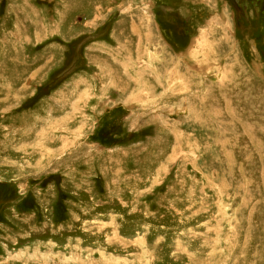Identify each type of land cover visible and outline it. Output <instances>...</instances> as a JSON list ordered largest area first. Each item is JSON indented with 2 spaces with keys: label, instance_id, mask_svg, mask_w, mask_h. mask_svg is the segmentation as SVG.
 Instances as JSON below:
<instances>
[{
  "label": "rangeland",
  "instance_id": "obj_1",
  "mask_svg": "<svg viewBox=\"0 0 264 264\" xmlns=\"http://www.w3.org/2000/svg\"><path fill=\"white\" fill-rule=\"evenodd\" d=\"M0 264H264V0H0Z\"/></svg>",
  "mask_w": 264,
  "mask_h": 264
},
{
  "label": "flooded vegetation",
  "instance_id": "obj_2",
  "mask_svg": "<svg viewBox=\"0 0 264 264\" xmlns=\"http://www.w3.org/2000/svg\"><path fill=\"white\" fill-rule=\"evenodd\" d=\"M241 9H242V8H241ZM243 10H244V9H243ZM242 12H243V11H242ZM185 36H186V35H183V36H180V37H183V38H184Z\"/></svg>",
  "mask_w": 264,
  "mask_h": 264
},
{
  "label": "bare ground",
  "instance_id": "obj_3",
  "mask_svg": "<svg viewBox=\"0 0 264 264\" xmlns=\"http://www.w3.org/2000/svg\"><path fill=\"white\" fill-rule=\"evenodd\" d=\"M240 31V30H239ZM217 60V59H216ZM39 152V151H38Z\"/></svg>",
  "mask_w": 264,
  "mask_h": 264
},
{
  "label": "trees",
  "instance_id": "obj_4",
  "mask_svg": "<svg viewBox=\"0 0 264 264\" xmlns=\"http://www.w3.org/2000/svg\"><path fill=\"white\" fill-rule=\"evenodd\" d=\"M46 86V85H45Z\"/></svg>",
  "mask_w": 264,
  "mask_h": 264
}]
</instances>
